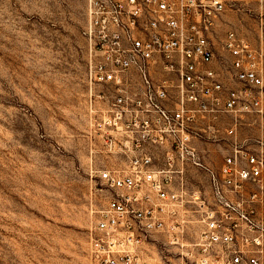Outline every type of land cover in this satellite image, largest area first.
Listing matches in <instances>:
<instances>
[{
  "label": "built area",
  "instance_id": "obj_1",
  "mask_svg": "<svg viewBox=\"0 0 264 264\" xmlns=\"http://www.w3.org/2000/svg\"><path fill=\"white\" fill-rule=\"evenodd\" d=\"M228 6L88 0L89 171L92 193L105 198L90 210L89 254L98 264H151L142 252L159 233L181 264H259L264 140L242 138L239 129L264 116L263 34L229 29L223 47L231 60L216 67ZM223 114L228 143L216 166L198 144L216 139Z\"/></svg>",
  "mask_w": 264,
  "mask_h": 264
},
{
  "label": "rangeland",
  "instance_id": "obj_2",
  "mask_svg": "<svg viewBox=\"0 0 264 264\" xmlns=\"http://www.w3.org/2000/svg\"><path fill=\"white\" fill-rule=\"evenodd\" d=\"M87 6L0 0V264H98L89 254L90 210L105 198L92 193L89 171ZM231 28L252 39L261 29L264 43V0H229L215 39L224 70ZM229 122L221 115L216 139L199 142L208 164L223 162ZM239 135L264 140V116L251 115ZM200 178L207 189V174ZM259 213L264 219V202ZM152 239L142 252L151 264L182 263L164 234ZM258 253L264 264V245Z\"/></svg>",
  "mask_w": 264,
  "mask_h": 264
}]
</instances>
